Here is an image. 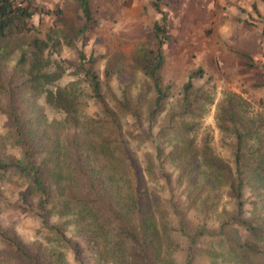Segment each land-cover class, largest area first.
<instances>
[{"label":"trees","instance_id":"16d2710c","mask_svg":"<svg viewBox=\"0 0 264 264\" xmlns=\"http://www.w3.org/2000/svg\"><path fill=\"white\" fill-rule=\"evenodd\" d=\"M76 2L84 22L69 25L66 44L72 46L98 23L90 0ZM55 11L59 17L55 25L59 26L65 18L60 8ZM37 14L43 17L44 11L30 5L15 8L13 0H0V111L11 119L6 132L0 133V179L18 176V185H27L20 191L21 203L12 205L40 211L45 239L28 248L0 225V264H72L63 250L73 247L74 254L78 252L76 241L67 233L71 221H75L95 264H194L199 250L210 256L209 264H241L249 252L257 251L252 241L242 242L233 232L236 225L253 233L264 229V219L259 225L244 217L246 189L264 188V111L254 112L251 100L226 91L218 103L216 127L220 142L231 149L232 157L219 152L210 130L199 140L201 114L197 111L204 97L195 95L200 89L193 78L202 76L203 68L190 74L168 108L171 86L164 84L160 72L163 39L156 43V50L144 49L133 58L151 79L152 95L149 89L133 92L135 84L126 83L122 96L113 93L114 102H109L101 77L92 68L95 56L77 80L63 88L48 87L65 74L64 60L53 58L61 55L64 41L55 37V28L46 38L27 41L37 27L31 23ZM163 30L162 26L156 28L157 37ZM13 56L17 60L11 63ZM243 56L249 66L254 65L251 55ZM115 71L120 68L107 67L106 77ZM85 86L93 91L95 114H86L81 107V99L89 95ZM41 94L46 104L63 113L62 118L51 121L45 116L36 100ZM258 102L264 105V98ZM146 112L151 126L163 115L158 134L167 142L159 138L156 155L148 154L144 164L131 143L140 139L136 128H143ZM125 115H131L134 122L126 123ZM8 145L18 147L22 158L5 161L12 158L6 154ZM169 145L171 149L163 156ZM168 157L175 179L164 167ZM174 182L188 207L218 224L217 230H209L214 237L210 246L200 242L207 230L205 224L192 230L187 215L175 203ZM262 193L258 198L264 200ZM225 195L236 202V213L230 214L223 202ZM222 245L228 248V257ZM182 252H186L183 262L179 258Z\"/></svg>","mask_w":264,"mask_h":264},{"label":"rangeland","instance_id":"374dc122","mask_svg":"<svg viewBox=\"0 0 264 264\" xmlns=\"http://www.w3.org/2000/svg\"><path fill=\"white\" fill-rule=\"evenodd\" d=\"M90 1L98 23L95 28L79 37L74 46L66 44L68 40L66 35L70 24L81 25L84 22L78 2L76 0L29 1L33 9L44 11V16L37 14L31 19V23L37 27L27 36V41L35 37L46 38L47 32H51L54 28L55 37H58L61 42L64 41L61 55L55 54L53 58L64 60L62 64L66 68L65 74L62 79L48 87L63 88L70 81L77 80L84 75L85 68L91 66V58L95 56L96 61L92 68L101 77L102 91L107 94L109 102H114L113 93L116 96H122L126 83L135 84L133 92L139 88L147 91L151 79L133 62V58L144 49L156 50L158 48L156 43L163 39L164 63L160 72L164 84L171 86L168 108L182 92L190 74L203 68V75H196L193 78L195 86L200 89L199 92H195V95L204 97L198 103L201 104L197 111V114H201L198 118V138L202 139L204 131L210 130L219 152L230 159L232 151L222 145L220 133L216 127L218 103L226 91H233L251 100L254 112L264 111L262 107L264 105L258 102L264 98V0H157L155 5L151 4L150 0ZM59 8L65 19L58 26L55 25L59 18L55 10ZM255 8L258 10L256 11ZM158 26L165 29L158 32L161 37H157ZM60 28H65V31ZM47 53L48 51L44 54L45 58L48 56ZM243 53L252 56L253 66H249L248 59L243 56ZM17 57L13 56L11 63L16 62ZM120 57L124 58L123 68L121 65L123 59ZM109 66L119 67L120 71H115L111 77L107 78L106 68ZM85 91L89 95L81 99V107L86 114H95L98 109L93 91L87 86ZM153 91L149 89V94L152 95ZM208 94H211L212 102ZM36 100L49 120L53 121L64 116L62 112L45 103L44 95H39ZM36 111L39 112L40 109ZM145 114L143 128H136V134L140 136V139H132L131 143L132 147L140 153L144 164L147 162L148 154L156 155V142L159 138L160 141L167 142L166 137L158 134L159 125L163 123V115H160L159 121L151 126L147 120L148 113ZM123 118L126 123L134 122L131 115H125ZM10 121V116L0 111V133L6 132V125L10 124ZM127 127L134 129L129 125ZM168 140H170L169 137ZM170 149V145L165 147L163 156ZM6 154L13 159L4 158L5 161L15 162L22 158L18 147L8 145ZM164 167L175 179L176 171L169 157L165 159ZM20 181L21 178L18 176L11 180L0 179V225L21 240L25 246L32 248L34 243L45 239V231L41 230L39 210L24 211L12 205L20 201V191L27 186H19ZM173 189L175 203H178L177 205L187 215L191 229L198 228L202 223L205 224L207 230L200 239L201 244L204 247L213 244L214 237L209 234V230H217L218 224L214 223L213 219L208 218L206 221V218L198 216L192 207H188L185 196L175 182ZM259 192H263L264 198V188L246 189L244 217L261 225L264 219V200L258 198ZM223 202L226 203L230 214L236 213L235 201H229L225 195ZM32 204H35V209L37 201ZM55 220L57 219H53V222ZM66 227L68 236L78 245L76 255L73 247L63 249L68 253L70 262L95 264L96 260L94 256H91V250L77 233L75 221L69 222ZM233 236L242 242L248 239L258 247L257 251L249 252L241 264H264V229L253 233L242 225H236ZM223 245L221 250L228 257V248ZM183 246H186L185 243ZM185 255L186 252L179 254L182 262ZM209 260L210 256L203 250H199L194 264H209Z\"/></svg>","mask_w":264,"mask_h":264},{"label":"built area","instance_id":"2783aa9c","mask_svg":"<svg viewBox=\"0 0 264 264\" xmlns=\"http://www.w3.org/2000/svg\"><path fill=\"white\" fill-rule=\"evenodd\" d=\"M30 0H13V6L15 8H25L29 5Z\"/></svg>","mask_w":264,"mask_h":264},{"label":"crops","instance_id":"0c3cea01","mask_svg":"<svg viewBox=\"0 0 264 264\" xmlns=\"http://www.w3.org/2000/svg\"><path fill=\"white\" fill-rule=\"evenodd\" d=\"M157 0H150V2H151V4H153V5H155V2H156Z\"/></svg>","mask_w":264,"mask_h":264}]
</instances>
